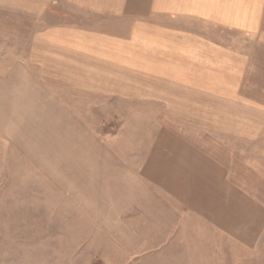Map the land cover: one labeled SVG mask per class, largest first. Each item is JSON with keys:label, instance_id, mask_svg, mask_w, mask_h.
<instances>
[{"label": "rangeland", "instance_id": "374dc122", "mask_svg": "<svg viewBox=\"0 0 264 264\" xmlns=\"http://www.w3.org/2000/svg\"><path fill=\"white\" fill-rule=\"evenodd\" d=\"M28 1L0 0V264H170L182 246L142 245L169 207L141 170L173 127L229 145L239 186L264 202V35L227 38L238 49L234 101L161 83L154 92L175 101H135L148 81L90 70L93 84L78 85L83 71L78 80L53 58L40 70ZM239 264H264V238Z\"/></svg>", "mask_w": 264, "mask_h": 264}, {"label": "crops", "instance_id": "0c3cea01", "mask_svg": "<svg viewBox=\"0 0 264 264\" xmlns=\"http://www.w3.org/2000/svg\"><path fill=\"white\" fill-rule=\"evenodd\" d=\"M35 1L28 11L36 21L32 52L39 69L51 70L45 61L53 58L77 79L83 71L78 85L90 82L84 72L90 70H102L101 78L112 71L148 81L149 97L136 94L135 101H175L154 92L160 83L234 101L238 49L227 38L264 35V0ZM168 130L141 172L171 211L157 236L142 237L153 241L142 245L182 246L170 264H239L264 238V202L239 186L229 145ZM27 241L13 242L22 248Z\"/></svg>", "mask_w": 264, "mask_h": 264}]
</instances>
